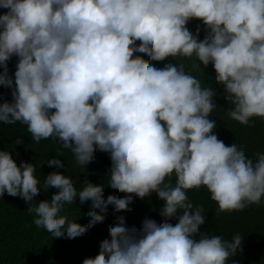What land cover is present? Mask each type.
I'll return each mask as SVG.
<instances>
[{
    "label": "clouds",
    "instance_id": "9594fccd",
    "mask_svg": "<svg viewBox=\"0 0 264 264\" xmlns=\"http://www.w3.org/2000/svg\"><path fill=\"white\" fill-rule=\"evenodd\" d=\"M0 8L7 9L0 14V85L12 96L0 103V122L25 124L35 142L51 137L78 165L99 152L109 159L113 192L141 199L155 192L164 201L161 223L145 218L137 230L118 217L99 256L84 264H228L242 251L239 233L231 240L208 233L193 238L205 215L186 190L205 186L218 204L216 215L259 204L264 152L248 158L236 143L217 138L209 118L216 92L191 72L212 64L231 105L229 118L245 125L264 118V0H0ZM193 18L206 26L202 40L199 28L193 34L186 26ZM177 56L191 58L189 71L183 63L157 68L134 59ZM47 163L64 167L59 158ZM35 168L18 166L10 151L0 150V196L33 202L40 193ZM173 174L175 185L166 182ZM43 184L58 191L27 211L54 238L81 239L101 226L91 213L131 210V195L105 202L101 188L87 180L78 190L53 171ZM74 199L90 206L87 227L60 215ZM174 217L175 225L168 222Z\"/></svg>",
    "mask_w": 264,
    "mask_h": 264
},
{
    "label": "trees",
    "instance_id": "16d2710c",
    "mask_svg": "<svg viewBox=\"0 0 264 264\" xmlns=\"http://www.w3.org/2000/svg\"><path fill=\"white\" fill-rule=\"evenodd\" d=\"M6 11L7 9L0 8V14ZM186 26L193 34H196L199 28V39L205 37L206 26L201 20L193 18ZM134 47L138 49L139 44L136 43ZM134 59L157 68H163L167 63L177 66L178 63H183L186 71H189L191 64V58L182 56L169 57L163 61H146L138 57ZM17 60L18 58L13 55L8 61L10 75L15 72ZM0 71L3 69L0 68ZM191 74L201 81L202 87L210 85L216 92L213 100L217 105L209 114V118L216 121L213 132L217 138L226 146L236 143L238 148H243L248 158L255 159L256 153L264 152V118L251 117L247 125L229 118L228 108L231 105L225 99L224 85L215 81L216 73L211 63L204 68V72L195 71ZM5 100L9 102L12 100L11 88L0 85V103ZM17 139L22 142L14 143ZM0 150L10 151L18 166L21 161L36 165L34 175L39 181L40 189L33 202L29 203H25L19 196L14 197L7 193L0 196V264H84L85 260H94L99 256V247L110 240L108 229L118 223V217L125 218L126 227L134 226L137 230L141 228L145 218L154 219L157 223L164 220L160 215L164 201L155 192L141 199L134 193L113 192L108 188L109 181L106 175L111 165L108 157L99 152L94 153V159L88 165H78L73 153L69 149L61 148L59 142L51 137L41 139L39 142L33 141L27 126L21 122L13 124L0 122ZM53 158H59L64 167L48 165L47 160ZM53 171L70 177L78 190L85 180L93 186L100 187L105 202L109 197L123 198L131 195L133 197L129 205L131 210L114 212L108 209L106 217H100L99 213H91L104 221L101 226L94 228L81 239H70L66 236L54 238L52 233L43 227H37L33 223L34 213L27 211L30 203L50 200L52 194L58 191L56 188L47 189L43 184L45 177ZM169 179L175 185V175L166 178V182ZM186 195L193 207H201L202 214L205 215V222L194 239L198 240L200 233H208L231 240L233 235L239 233L243 237L242 251L231 257L228 264H264V197L259 204H250L243 209L219 212L216 215L218 204L210 198L211 194L205 186L188 189ZM89 214L90 206L87 203L80 204L78 199L65 203L60 212V215H66L68 220H75L82 227H87L88 221L85 217ZM179 215H182V211L178 210L177 217ZM168 222L175 225L178 220L174 217Z\"/></svg>",
    "mask_w": 264,
    "mask_h": 264
}]
</instances>
